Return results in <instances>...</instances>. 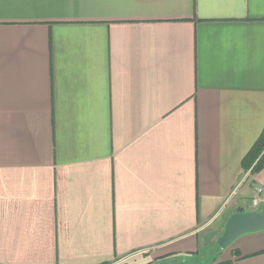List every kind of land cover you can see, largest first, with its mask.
<instances>
[{
    "label": "crops",
    "instance_id": "obj_1",
    "mask_svg": "<svg viewBox=\"0 0 264 264\" xmlns=\"http://www.w3.org/2000/svg\"><path fill=\"white\" fill-rule=\"evenodd\" d=\"M263 128L264 0H0V264H264Z\"/></svg>",
    "mask_w": 264,
    "mask_h": 264
},
{
    "label": "water",
    "instance_id": "obj_2",
    "mask_svg": "<svg viewBox=\"0 0 264 264\" xmlns=\"http://www.w3.org/2000/svg\"><path fill=\"white\" fill-rule=\"evenodd\" d=\"M263 229L264 206L258 211L235 213L227 219L223 233L217 240V245L220 249H224L238 236Z\"/></svg>",
    "mask_w": 264,
    "mask_h": 264
},
{
    "label": "trees",
    "instance_id": "obj_3",
    "mask_svg": "<svg viewBox=\"0 0 264 264\" xmlns=\"http://www.w3.org/2000/svg\"><path fill=\"white\" fill-rule=\"evenodd\" d=\"M264 128L259 136L258 140L255 142L254 146L251 148L249 153L246 155L242 161V166L248 169L253 166L252 172H257L264 167Z\"/></svg>",
    "mask_w": 264,
    "mask_h": 264
},
{
    "label": "built area",
    "instance_id": "obj_4",
    "mask_svg": "<svg viewBox=\"0 0 264 264\" xmlns=\"http://www.w3.org/2000/svg\"><path fill=\"white\" fill-rule=\"evenodd\" d=\"M250 206L254 210H260L264 206V190L259 188L251 198Z\"/></svg>",
    "mask_w": 264,
    "mask_h": 264
},
{
    "label": "rangeland",
    "instance_id": "obj_5",
    "mask_svg": "<svg viewBox=\"0 0 264 264\" xmlns=\"http://www.w3.org/2000/svg\"><path fill=\"white\" fill-rule=\"evenodd\" d=\"M206 260H209V258H207Z\"/></svg>",
    "mask_w": 264,
    "mask_h": 264
}]
</instances>
